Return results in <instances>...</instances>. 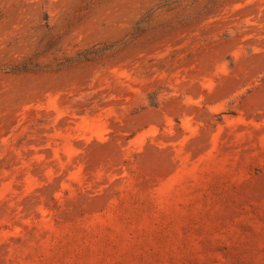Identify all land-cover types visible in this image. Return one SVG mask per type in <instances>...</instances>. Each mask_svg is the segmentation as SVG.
<instances>
[{
	"label": "rangeland",
	"instance_id": "374dc122",
	"mask_svg": "<svg viewBox=\"0 0 264 264\" xmlns=\"http://www.w3.org/2000/svg\"><path fill=\"white\" fill-rule=\"evenodd\" d=\"M0 264H264V0H0Z\"/></svg>",
	"mask_w": 264,
	"mask_h": 264
}]
</instances>
